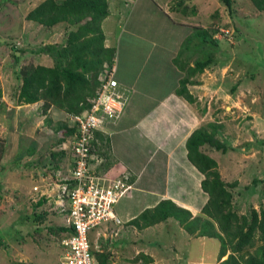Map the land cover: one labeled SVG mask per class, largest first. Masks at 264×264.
<instances>
[{
  "label": "rangeland",
  "instance_id": "1",
  "mask_svg": "<svg viewBox=\"0 0 264 264\" xmlns=\"http://www.w3.org/2000/svg\"><path fill=\"white\" fill-rule=\"evenodd\" d=\"M43 1L0 0V137L7 141L4 156L0 158V197L3 196L0 200L3 199L5 204L4 208L0 207V264H62L64 261L61 236L51 229L58 228L54 224L66 223L63 210L69 204L60 206L56 217H51L40 229L43 226L31 218L37 214V211L32 212L31 202L38 199L37 193H43L33 191L26 196L24 183H19V179L23 180L27 189L46 176L41 175V167L57 150L52 139L57 144L63 138L60 133L55 134L58 128L55 115L62 112H49L47 117L51 120L48 126L39 114L44 102L19 106L18 96L13 93L14 86L21 81V66H30L31 63L36 66L41 61L40 57H33V53L27 51L21 55L17 65L9 48L14 40L20 48L66 40L65 24L50 29L26 20L28 12ZM232 1L234 12L228 10L223 0H110L114 17L105 30L112 46L122 44L118 56L121 69L117 78L134 87L139 95V104L147 94L152 105L160 110L161 131L152 127L149 139L153 134L155 140L166 141L159 151L153 150V143L149 144L150 156L154 158L145 174L139 168L130 167L134 164L133 155L128 151L122 152L125 153L122 161L127 162L125 167L132 170L130 174L124 170L123 174L135 175L139 186L147 184L158 192L164 186L176 188L184 184L186 196L193 198L196 205L200 200L208 201V194L197 188L198 177L203 179L204 176L188 159L186 142H181L180 146L176 143L183 134L179 128L188 131L182 137L186 140L190 133L200 128L220 124L216 137L228 151L224 154L213 148L211 156L217 161L221 178L228 184L237 183L234 208L239 214L249 215L252 209L260 211L264 208V13L257 12L248 0ZM185 7L187 14L182 12ZM192 10L196 11L195 15ZM194 26L207 30L219 28L229 35L228 44L217 51L216 63L193 78L199 83L189 86L196 98V102L191 104L177 95L179 77L174 69V60L184 47L198 52V39L189 45L186 43ZM132 27L135 31L130 35L126 30ZM236 29L241 32L237 34ZM126 34L130 39H126ZM236 34L240 36L239 40ZM225 37L217 34L220 40ZM226 52L229 58L225 57ZM199 56L200 53H196L192 60ZM224 58L227 63H224ZM149 105V102H144L146 111ZM50 109L53 111V106ZM81 116H85L84 113ZM77 119V114L69 113L63 121L70 128H75ZM148 119L145 118L150 121L149 126H154L153 119ZM125 123L131 124L130 120ZM76 138L70 134L65 141L72 142ZM103 153L111 159L110 152ZM103 157L102 163H109ZM53 171L57 168H52L49 173ZM58 192L66 195V187L59 186ZM152 201L153 197H148L135 204L139 215L143 213V207H147V202L150 203L148 207H155ZM41 213L43 208L39 215ZM126 214L127 210L123 209V215ZM118 215L120 224L102 225L89 234L91 241L97 244L96 238L104 230L99 235L103 237L98 240L99 249L111 250L113 262L127 263V260L140 255L151 256L154 264H220L228 258L227 255L219 259L221 242L218 239L204 236L206 239L202 240L197 233L189 234L178 220L169 219L139 230L128 225L130 219ZM195 215L206 219L202 211ZM18 242L22 243L21 246ZM44 246L56 248L57 251L53 250L56 256L52 252L47 254ZM135 264H144V260L139 259Z\"/></svg>",
  "mask_w": 264,
  "mask_h": 264
},
{
  "label": "trees",
  "instance_id": "2",
  "mask_svg": "<svg viewBox=\"0 0 264 264\" xmlns=\"http://www.w3.org/2000/svg\"><path fill=\"white\" fill-rule=\"evenodd\" d=\"M248 1L252 3L257 12L264 13V0ZM223 2L230 12H234L232 0H223ZM180 5L181 3L178 4ZM112 9L110 0H44L28 12L26 20L37 22L43 27L51 29L59 24H65L66 40L63 43L40 44L34 47L32 45L26 48L24 46L20 48V44L14 40L9 46L17 65L20 63L21 55L27 51H31L33 57L41 59L36 66L33 63L26 67L21 66L20 84L14 86L13 89L15 96H18L19 106L44 102L41 107L42 114H47L53 106V110L63 112L67 118L69 113L81 114L92 107L102 91L106 76H109L115 67L116 73H119L121 69L118 56L119 47L122 48V44L112 46L105 30L107 23L114 17ZM182 12L187 14V7ZM192 12L195 15L196 11L192 10ZM126 28L128 29L129 25ZM193 29L186 43L189 45L198 39L199 44L196 46L198 52L184 47L174 60V69L179 77L177 95L182 96L191 104L196 102V98L190 92L189 86L199 83L193 78L204 73L211 64L216 63L217 51L228 44L227 35H229L224 34L219 28L207 30L194 26ZM134 31L133 27L126 30L130 35L134 34ZM240 32L236 29L237 34ZM218 33L226 36L225 39L217 38ZM237 34L236 37L239 40L240 36ZM25 38H22L23 42H27ZM126 39H130L127 34ZM196 53H200V56L193 61L192 56L195 57ZM185 54L187 56L184 57ZM226 54L227 52L225 57L229 58ZM226 61L227 59L224 58V63H227ZM116 80L120 84L118 89H124L122 80L117 77ZM128 87L132 85L129 83ZM71 105L73 107H70ZM50 120L48 118L46 120L48 126H50ZM68 125L67 122L58 123L55 131L64 132L63 138L57 142L59 145L70 134L76 135L79 139L82 138L77 126L70 128ZM219 128H221L220 124H210L200 128L187 141L188 159L199 168L205 177L201 186L202 190L208 194V201L202 209L206 219L194 218L189 210L179 207L171 200H163L157 206L146 209L128 225L145 230L167 222L169 219H175L189 234L197 233L200 237L209 236L218 239L221 242L219 259L228 255V258L220 264H264V208L260 211L252 209L249 215L239 214L234 208V188L237 187V183L228 184L221 178L217 161L211 156L213 148L224 154L228 151V148L216 137ZM95 134L98 137L96 131L94 137ZM99 136L104 137L102 134ZM6 142L0 137V158L4 156ZM52 156L56 162V159L63 160L67 153L63 150L53 153ZM25 166L29 168L27 164ZM44 167L48 166L44 164L41 168ZM54 168L59 169V166ZM135 178L128 176L127 180L133 184ZM74 184L75 181L72 179L68 190L73 188ZM1 188L2 183H0V191ZM43 204L44 202L40 201L34 209ZM68 204L70 206V203ZM31 218L41 225L46 219V214H36ZM71 232L73 229H70ZM91 254L97 264H113L112 252L108 249L98 251L92 248ZM139 259H143L144 264H154L153 258L149 255H140L126 262L135 264Z\"/></svg>",
  "mask_w": 264,
  "mask_h": 264
},
{
  "label": "crops",
  "instance_id": "3",
  "mask_svg": "<svg viewBox=\"0 0 264 264\" xmlns=\"http://www.w3.org/2000/svg\"><path fill=\"white\" fill-rule=\"evenodd\" d=\"M143 96H144V101H140L141 104H139L138 103L139 95H137L135 91V94L132 98V102L127 105L125 114L123 118L121 119V121L115 124L112 123V124L107 125L103 132L104 137L99 136L97 138L96 136L95 142H94L95 144L94 152H93V156L90 162L91 168L95 172L102 174V175H107L113 178L115 177L123 178V177H126L127 175V174H123L124 170H128L130 174V172L132 171L131 168L133 169L139 168L140 171L145 174L147 173V169L149 168V166H151V161L154 158L150 156L149 144L153 143V150H156V151H159L161 148L164 147V145H166L165 140H162V141L155 140L152 133H151L152 136L149 139V129L151 130V128L154 127L155 131H158V130L161 131L163 122L160 120V117H159L160 110L156 109L155 106L152 105L151 103V97L147 94H144ZM145 101L147 104L148 102L150 104L149 105L150 108L147 111L145 110L146 106H143ZM54 111L55 110L53 111H51V109L49 110V112H54ZM38 112H39V109H38ZM49 112L47 114H42L39 112L40 116L44 117L45 122L48 118L47 116L48 115L50 116ZM55 117L58 123L65 122L63 120H66V116L64 115L63 112L61 114L55 115ZM145 118H147V120H149L148 118L153 119L154 126L152 125L149 126L150 121H146ZM126 120H130L131 124L127 125L125 123ZM168 127L169 126H166V127L164 126V128H168ZM179 130H183V134L180 137V139L177 141L176 143L177 146H180L181 142H186L187 144L188 139L193 133V132L190 133V135H188L187 139L185 140V139H182V137L184 134L188 133V131L186 129H180V128ZM61 132L62 131H58V132L56 131L55 134L56 135L59 133L61 134ZM61 136H64V134H61ZM57 139H59V137ZM52 143L54 146L57 147V150H56L57 152L55 151L54 153H59L64 150L66 151L67 156L63 160L56 159L57 160L56 162L53 160V156H50V158L48 159L46 163L48 167L41 168L42 169L41 175L44 177L46 173V176L43 179H41L39 183H34L33 187H29L26 189L25 182L19 179L20 184L24 183L23 191L27 193L26 196L29 194L31 195L33 191H40L43 193V195L37 193L38 199L36 201L31 202L32 212L37 211V214H39V211L43 208V213L41 214H44V215L46 214V219L41 225H39V226H43V227H40V229L44 228L45 222L46 221L48 222L51 217H56L57 215L56 211L61 210L60 206H64V205L68 206V203H69L68 194L70 191V189L68 190V188L70 187L71 181L73 179L74 155L71 149L72 142L64 141L62 142L61 145H59V143L55 144V142L52 139ZM185 150H187L186 145H185ZM107 151L111 153V156H112L111 159L109 155H105V153H103ZM126 151H128L127 153H130L135 158L134 160H132L134 164L133 166H130L131 168L125 167L127 166V162L122 161V157L125 155V153H122V152H126ZM103 155L106 157V160H108V162L112 164L111 166H109L110 164L108 165V163H102V159L104 158ZM135 164H137L138 166H135ZM57 165L59 166V169H57V171H53L49 173L52 170V168H54ZM114 166H117V167L116 169L114 168L112 170ZM39 169L40 168H38L37 170ZM37 170H35L34 172H36ZM204 178L202 179V177L201 178L198 177V180L196 181L197 188L200 189L201 193H203L201 183L204 180ZM41 182L44 183V185H40ZM183 185L184 184H180L176 188L174 187L171 188L170 186H164V188L162 190H159L158 192L154 190L153 187L148 186L147 184L139 186V183L134 181L132 192L129 193L128 196H126L125 198L121 199L118 202V204L115 206V213L118 217H119L118 214H120L121 217H126L130 220H133V218L135 219V217L139 216V212L136 209L135 204L140 203L141 199H148V197H153L154 201H152L151 204H154V205L156 204L155 206H157L163 200H171L179 207L189 210L192 213V215L195 217L196 212L199 213V211H202L203 207L207 203V199H205V201L200 200V202L196 205L194 203L193 198L186 196V187H184ZM59 186H62V188L66 187V190H67L66 195L62 194L61 192H58ZM20 192L21 191L19 189L18 193ZM40 201H43L44 204L39 205L37 208L34 209V206L36 207V204L39 203ZM146 204H147V207H143L142 209L143 212L146 209L150 208L148 207L150 203L147 202ZM1 206H3V208L5 207L4 200H0V207ZM123 209L127 210L126 215H123ZM68 210H69V207H66L65 210H63V212L65 213V217L67 218L66 223L54 224V225H58L57 226L58 228L55 230L51 229L53 232L60 234L61 244H62L63 239L68 234H71L69 226H68L69 225V211ZM2 211H4V209ZM110 228L112 227H108L107 229H110ZM65 229H67V231H65ZM102 232L98 234V237L96 239L99 240L100 238H103L101 236L99 237V235H101ZM93 238H94V235L92 236V240ZM199 238L202 240L206 239L205 237H199ZM98 240H96L97 242L96 244L95 242L91 241V238H90L91 243L93 242L94 244V247L91 244L92 248L100 251ZM18 244H20L21 246L22 243L18 242ZM44 248L48 250L47 254H51V252L53 253V250H56V248L54 247L48 249L49 247L44 246ZM109 251L111 252V250ZM53 254L54 256H56L55 253Z\"/></svg>",
  "mask_w": 264,
  "mask_h": 264
},
{
  "label": "built area",
  "instance_id": "4",
  "mask_svg": "<svg viewBox=\"0 0 264 264\" xmlns=\"http://www.w3.org/2000/svg\"><path fill=\"white\" fill-rule=\"evenodd\" d=\"M96 117L77 119L82 138L74 144L75 184L69 192V225L73 232L62 242L64 261L62 264H97L91 254L90 232L102 225L117 223L120 219L115 206L132 190L127 179L111 178L96 174L91 169L90 133L96 125ZM113 264H129L117 263Z\"/></svg>",
  "mask_w": 264,
  "mask_h": 264
},
{
  "label": "clouds",
  "instance_id": "5",
  "mask_svg": "<svg viewBox=\"0 0 264 264\" xmlns=\"http://www.w3.org/2000/svg\"><path fill=\"white\" fill-rule=\"evenodd\" d=\"M115 70H116V67L113 70V72H112V70L109 71L110 73L111 72L112 73L109 76H106V82L104 83L102 91L99 93L97 100L93 103L91 108H89L87 111L83 112L85 116H81V114H83V113L77 114L79 118H83L84 120L88 119L90 116H94L97 119L96 125L91 129V133H90V140H91V142H90L91 147L90 148L91 149H90L89 163L91 162V159L93 156L94 145H95L94 140L97 136V134H95V137H94V132L96 131L97 133L104 135L103 132H104L107 125L120 122L121 119L123 118L124 114H125L127 105L132 102V98L135 94L134 87L133 86L128 87L127 85L125 86L124 83H122V86L124 89H121L122 91L120 89H118V88H120V84L118 83V80H116L117 73L115 72ZM104 75H106V74H104ZM103 78H104V76H103ZM182 99H184V98H182ZM77 126L81 132V126H80L79 122L77 123ZM99 134H98V137H99ZM78 139L79 138H76L74 141H72L71 149H72L73 155H74L73 146L77 142ZM74 161H75V157H74ZM90 166H91V163H90ZM95 173L99 174L97 172H95ZM99 175H102V174H99ZM102 176H107V175H102ZM107 177H109V176H107ZM111 178H113V177H111ZM115 178H117V177H115ZM122 179H128V176L126 175V177H123ZM131 185H132V189H133V184H131ZM131 191L129 193H131ZM68 196H69V194H68ZM69 219H70V213H69ZM68 226L70 229H72L70 227V225H68ZM68 235H70V234H68ZM89 239H90V235H89ZM90 244H91V241H90ZM62 248H63V246H62ZM91 252H92V245H91Z\"/></svg>",
  "mask_w": 264,
  "mask_h": 264
}]
</instances>
